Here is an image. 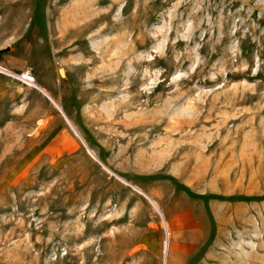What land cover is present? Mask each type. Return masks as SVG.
Listing matches in <instances>:
<instances>
[{
    "label": "rangeland",
    "instance_id": "rangeland-1",
    "mask_svg": "<svg viewBox=\"0 0 264 264\" xmlns=\"http://www.w3.org/2000/svg\"><path fill=\"white\" fill-rule=\"evenodd\" d=\"M192 222L176 264H264V0H0V264Z\"/></svg>",
    "mask_w": 264,
    "mask_h": 264
},
{
    "label": "crops",
    "instance_id": "crops-1",
    "mask_svg": "<svg viewBox=\"0 0 264 264\" xmlns=\"http://www.w3.org/2000/svg\"><path fill=\"white\" fill-rule=\"evenodd\" d=\"M166 232L165 246L162 247L164 244L162 231L155 229L138 237V247L155 256L164 254L165 264H176L193 253L205 240V228L196 222L171 226Z\"/></svg>",
    "mask_w": 264,
    "mask_h": 264
},
{
    "label": "built area",
    "instance_id": "built-area-1",
    "mask_svg": "<svg viewBox=\"0 0 264 264\" xmlns=\"http://www.w3.org/2000/svg\"><path fill=\"white\" fill-rule=\"evenodd\" d=\"M19 78L25 84H32L33 82V77L29 73H22Z\"/></svg>",
    "mask_w": 264,
    "mask_h": 264
}]
</instances>
